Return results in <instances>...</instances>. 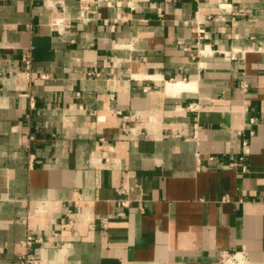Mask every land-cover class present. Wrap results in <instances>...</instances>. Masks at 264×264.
Instances as JSON below:
<instances>
[{
    "label": "crops",
    "instance_id": "obj_1",
    "mask_svg": "<svg viewBox=\"0 0 264 264\" xmlns=\"http://www.w3.org/2000/svg\"><path fill=\"white\" fill-rule=\"evenodd\" d=\"M96 1L0 0V264H264V0Z\"/></svg>",
    "mask_w": 264,
    "mask_h": 264
},
{
    "label": "built area",
    "instance_id": "obj_2",
    "mask_svg": "<svg viewBox=\"0 0 264 264\" xmlns=\"http://www.w3.org/2000/svg\"><path fill=\"white\" fill-rule=\"evenodd\" d=\"M98 1V0H97ZM96 1V2H97ZM105 2V4H107V6H112L113 4V0H103ZM217 7L222 10L225 13H229L231 15H234L235 13L232 11V9H228L225 5V0H217ZM89 10V4H83L80 7V11H79V17L81 18V20H87L86 19V13ZM201 35L204 34L203 31H200ZM202 38V36L200 37ZM223 57L226 60H235L236 58V52L232 51L231 49L229 51H223L221 52ZM23 76L24 79H26L25 81L28 84H31L34 82V80L36 79H40V80H45L48 78L47 74H40L37 77H34L32 74V70H31V59L29 57V55H26L24 58V65H23ZM86 76L88 78L90 77H98L99 74H95L94 72H87ZM248 85H246L245 82L241 83V88L243 90H245L247 88ZM77 97H79V93L76 92L75 94ZM28 96L29 101H30V106L33 107L34 106V101L31 96L29 95H25ZM253 120H250V123L253 124ZM198 122L193 124V128H194V132H196L199 128ZM245 146L246 143H243L242 149L243 152L245 150ZM239 159H241V157H239ZM70 227L72 226V223H69ZM41 242V239L39 237L33 236L30 233H27V235L25 236V238L20 242V246L23 248V253L20 255L19 257V264H42L40 261H38V259L36 258L35 254H34V246L38 243ZM244 253L243 252H229L226 250H223L219 253V263L220 264H241V260L243 259Z\"/></svg>",
    "mask_w": 264,
    "mask_h": 264
},
{
    "label": "bare ground",
    "instance_id": "obj_3",
    "mask_svg": "<svg viewBox=\"0 0 264 264\" xmlns=\"http://www.w3.org/2000/svg\"><path fill=\"white\" fill-rule=\"evenodd\" d=\"M193 86V83L183 82L179 79L173 82L167 81L165 84V92L167 95L173 96L184 90H192L194 88Z\"/></svg>",
    "mask_w": 264,
    "mask_h": 264
}]
</instances>
